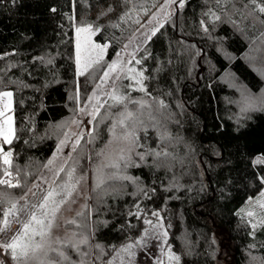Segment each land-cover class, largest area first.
Returning <instances> with one entry per match:
<instances>
[{"label":"trees","instance_id":"1","mask_svg":"<svg viewBox=\"0 0 264 264\" xmlns=\"http://www.w3.org/2000/svg\"><path fill=\"white\" fill-rule=\"evenodd\" d=\"M152 3L0 0V93L13 91L15 114V136L5 147L13 149V159L4 165L0 154V179L20 185H0V209L21 201L47 172L76 101L91 93L97 76L76 70L77 26L90 25L112 61L136 27V11ZM261 5L264 0L177 4L134 57L145 90L119 83L113 93L126 97L124 103L106 100L96 120L105 119L92 134L96 141L82 138L55 180L72 186L99 168L83 215L54 228L47 254L24 264H69L59 250L72 264H113L157 221L178 264H264V224L256 231L240 211L264 190V107L243 103L245 93L264 97ZM128 112L127 127L118 129L120 138L132 133L128 155L121 148L101 166L111 141L109 120ZM0 264L18 261L0 252Z\"/></svg>","mask_w":264,"mask_h":264},{"label":"rangeland","instance_id":"2","mask_svg":"<svg viewBox=\"0 0 264 264\" xmlns=\"http://www.w3.org/2000/svg\"><path fill=\"white\" fill-rule=\"evenodd\" d=\"M180 1L181 0H174V2L173 0H153L151 7L140 11L137 10L135 18L137 23L136 27L121 50L116 53V56L112 61H107L106 59L105 54H107V46L95 42L94 37L96 31L93 29L94 34L91 35L92 44L106 46V48L103 54V59L100 61V63L95 64L88 69V71L92 72L94 76H97L96 80L93 83L91 93L86 95L84 98L77 100V103L74 101V104H76L73 115L65 122L66 132L58 148L56 149L57 151L48 162L49 164L46 167L47 172L35 182V184L31 188V191H29L25 195L26 199H22L17 203L18 208L27 204L29 210H31L32 205H38L40 203L42 197L46 194V190L50 186L56 187L58 191L60 190V185L66 184L71 187L68 182H55L56 178L61 172L60 169H63L66 166L67 161L74 151L73 148H76L80 144L82 138L85 137L91 139V143L96 141L95 136L92 134L94 131L98 130L99 126H101V123L105 119L103 115L99 121H97L98 119L96 120V118L98 117V115H100L101 108L105 104L106 100L110 96H112L115 87L119 85V83L122 86V84L125 82L124 87L128 88H131L129 86V83H131L132 85H135L134 87L136 89L140 90L141 83H137V81H141L144 87L143 80L136 71L137 67L134 61V57L136 53H138L140 49L146 44L149 37H152L153 31H156L159 26H161V24L164 23L165 20L173 14L175 7ZM89 26L90 25H79L77 26V28ZM87 35V33H80L78 37L77 31L75 33L76 61L78 55L81 60H84V58L87 56V51L85 50L84 44L85 37ZM78 42L81 45L79 49L77 48ZM91 55L93 58H95V56L97 55V50H92ZM117 60H120L122 62L121 66L124 69L132 68L135 69V72H121L118 70L117 72L110 73L109 78L105 80L103 73L107 70L106 66ZM79 68L80 65L77 63L76 70L80 74ZM117 76H119V79H117ZM132 77H135V79H133ZM244 96H246V93L244 94ZM96 108H99V113L95 116V119H93L91 113ZM114 120H109L110 122H112L111 127L114 123L117 122V120ZM118 129L119 125L117 124V127L115 129L116 135L113 136L112 131L110 133L111 141L104 147L106 151H104L103 153V160H101L102 163L100 164L101 166L108 162L107 160H110V158L112 159V156L116 154L117 151L120 152L121 148V152L124 150L126 153L123 155H128L129 141L127 138H120L119 135L122 132L120 130L118 131ZM78 140L79 143H77ZM98 173L99 168H96V170L92 172L90 176L87 174V178L81 179L80 181L75 183L76 190L75 192H73L71 198V201L74 202L70 201L69 204L64 205L61 213L59 214L61 227L56 229L63 228L65 221L71 220L74 214L80 212L85 208V204L86 202H88L87 200L91 196L90 187L92 186L90 185V178L91 182L93 180L95 182V179H98L100 175ZM262 193H264V190ZM261 194L250 198L240 209V211L244 212L251 219L252 225L256 231L264 224V196H262ZM249 213H252V215H249ZM27 219L28 216L25 212L19 213L18 216H10L9 220L12 221L10 227L7 230L0 231V245L10 243L14 238L18 236V234H21L22 222H26ZM3 227L4 226L2 225L0 228ZM165 231L166 228L160 221L155 222L143 234V236L138 239V241L132 243L138 245L131 250L133 254L130 255L128 252H125L122 249L114 258L113 264H178V260L169 259L170 253L175 256L177 255L173 251H171V249H166L165 239L167 236L163 235ZM55 237H61L60 231L57 232ZM39 239V237H36L35 241L39 242ZM141 241L142 243H139ZM23 242L31 243V241H28L26 237L24 238ZM0 252H3L5 254L3 248H0ZM39 254L40 253H37L36 255ZM8 255L12 258L10 254ZM28 260L32 259L30 258ZM28 260L20 259L19 263L24 264Z\"/></svg>","mask_w":264,"mask_h":264},{"label":"snow or ice","instance_id":"3","mask_svg":"<svg viewBox=\"0 0 264 264\" xmlns=\"http://www.w3.org/2000/svg\"><path fill=\"white\" fill-rule=\"evenodd\" d=\"M174 2V0H173ZM253 4L257 3V0H251ZM181 7L183 4L181 3ZM256 10H258L261 13H264V5L259 6ZM55 11V9H53ZM77 36L79 37L80 33H87L88 35L85 37V50L87 51V56L84 58V60H81L79 55L77 58V63L80 65L79 72L81 75H84L89 68H91L95 64H99L100 61L103 59V54L105 51L106 46H100V45H95L92 44L91 42V35L94 34L93 29L91 26L89 27H83V28H77ZM152 35H155V31H153ZM151 39V37H149ZM90 46V47H89ZM81 47L80 43L78 42L77 48L79 49ZM92 50H97V55L95 58L92 57L91 51ZM136 63L139 64L140 61L136 60ZM122 62L120 60L114 61L111 64H108L106 66L107 70L104 71L103 76L104 79L107 80L109 78V74L113 72H117L118 70L121 72H135V69L128 68L124 69L122 66ZM140 76L143 74L140 73ZM135 79V77H132ZM117 79H119V76H117ZM137 83H141V90L144 91L145 89L143 88L142 82L137 81ZM0 96L2 97H7L9 102L11 100L12 94L10 92L6 93H0ZM112 99L117 103V104H123L126 97L124 96H118L115 94V92L112 94ZM244 106L245 108H251L257 106V104L260 107H264V97H259V98H254L251 96V94H248L244 97ZM10 110V104H5L4 109H0V116H5V111ZM99 113V108H96L92 113L93 119H95V116ZM132 113L128 112L126 115L123 116V118L119 119L116 123H114L110 129L112 131L113 136L116 135L115 129L117 127V124L120 125L121 127H127L126 125V120L131 119ZM128 135H132V133H127L125 138H127ZM14 136V129L12 127V122L11 118L8 117L4 120L3 124H0V137H3V140L11 144L12 143V137ZM79 143V140L77 141ZM75 150V148H73ZM0 152L3 153V163L5 165L11 166V152H4L3 148L0 147ZM123 158V157H121ZM114 167L117 165H113ZM63 171V169H60ZM74 172V169L72 170ZM4 174L6 176L11 177L12 173L8 171L7 168L4 170ZM70 177L72 175V172H69L68 174ZM262 182H264V178H261ZM0 185H8L9 187H17L20 186L19 184H13L11 180L9 179H0ZM38 187V185H37ZM60 190L58 191L56 187L50 186L46 190V194L42 197L40 203L38 205H32L31 210H29L28 205L25 204L24 206L18 208L17 203L14 202L11 203L10 207L6 210L3 211L0 209V212H2V222L3 228H0V231L7 230L12 221L9 220L10 216H18L19 213L25 212L28 216V219L26 222H22V233L18 234L16 238H14L10 243L7 244H2L0 245V248H3L5 253H8L12 256L14 260L19 261L20 259L23 260H28V259H38L37 253H46V244L45 241L52 239V232L54 228H59L61 227V224L58 223V220L60 219V213L64 207V205L69 204L71 201L73 192L76 190V186L72 185L69 187L68 185H60L59 186ZM31 191V189H29ZM264 196V193L261 194ZM21 199H26V197H21ZM4 198L2 195H0V204H3ZM74 202V201H71ZM70 210V209H69ZM78 216H82V212L77 213ZM153 215H159L158 213H153ZM249 215H252V213H249ZM65 223H70V224H75V220H67ZM147 224H151V221H145ZM164 236H167V232L165 231L163 233ZM27 238L28 241H31V243H25L24 238ZM39 237V242L35 241V238ZM87 238H84L81 240V243H87ZM139 243H142L139 242ZM138 246L137 244H128L125 246L123 251L128 252L130 255L132 253V249L134 247ZM78 248V245L76 246ZM97 248L100 247V245H96ZM52 251H57L56 249H51ZM103 251V250H101ZM58 255L62 257L64 260L69 261V264H72L70 261V258L66 255V253L63 250L58 251ZM87 255L86 253L82 254ZM169 259L170 260H179L178 256H175L173 254H169ZM39 264H45V261L40 260ZM47 264H56V262H53L51 260L47 261ZM80 264H87L86 261L81 259Z\"/></svg>","mask_w":264,"mask_h":264},{"label":"crops","instance_id":"4","mask_svg":"<svg viewBox=\"0 0 264 264\" xmlns=\"http://www.w3.org/2000/svg\"><path fill=\"white\" fill-rule=\"evenodd\" d=\"M6 92H10L11 94H12V96H11V100H10V102H9V100H8V98L7 97H2V96H0V109H4V105L5 104H10V110L9 111H5V116H0V124H3V122H4V120L6 119V118H8V117H10L11 118V122H12V127H13V129H14V136H15V114H14V112H13V110H14V99H13V97H14V93H13V91H11V90H5V91H3V92H1V93H6ZM13 136V137H14ZM13 137H12V141H13ZM6 145H9L8 143H6L4 140H3V137H0V147H2L3 148V151L5 152V151H7V150H9V149H5V147H6ZM0 154L2 155V157H3V153L2 152H0Z\"/></svg>","mask_w":264,"mask_h":264},{"label":"built area","instance_id":"5","mask_svg":"<svg viewBox=\"0 0 264 264\" xmlns=\"http://www.w3.org/2000/svg\"><path fill=\"white\" fill-rule=\"evenodd\" d=\"M13 149H9V150H7V151H5V152H11L12 153V156H11V161H12V159H13ZM2 160H3V157H2ZM5 165V164H4ZM8 166V165H7Z\"/></svg>","mask_w":264,"mask_h":264}]
</instances>
